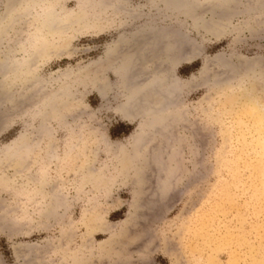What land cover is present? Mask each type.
Here are the masks:
<instances>
[{
  "label": "rangeland",
  "instance_id": "obj_1",
  "mask_svg": "<svg viewBox=\"0 0 264 264\" xmlns=\"http://www.w3.org/2000/svg\"><path fill=\"white\" fill-rule=\"evenodd\" d=\"M180 2L0 0V264H264V0Z\"/></svg>",
  "mask_w": 264,
  "mask_h": 264
},
{
  "label": "bare ground",
  "instance_id": "obj_2",
  "mask_svg": "<svg viewBox=\"0 0 264 264\" xmlns=\"http://www.w3.org/2000/svg\"><path fill=\"white\" fill-rule=\"evenodd\" d=\"M166 1V0H165ZM178 2H180V0H177ZM222 1V0H221ZM228 1V0H227ZM175 2H176V0H175ZM181 3V2H180ZM179 4V3H178ZM223 5V4H222ZM227 6V5H226ZM135 41V40H134ZM133 41V42H134ZM138 41V40H137ZM171 41V40H170ZM129 44V43H128ZM168 44V43H167ZM125 45V44H124ZM131 45V44H130ZM169 45V44H168ZM174 45V44H173ZM173 45H171L170 47H168V49L170 50V51H172L173 50V48H172V46ZM126 46V45H125ZM129 46V45H128ZM130 48V47H129ZM167 49V50H168ZM149 50V49H148ZM155 51V50H154ZM119 52V51H118ZM117 52V53H118ZM140 52V51H139ZM144 52V51H143ZM159 52V51H158ZM165 52V51H164ZM133 54V53H132ZM113 55V54H112ZM126 55V54H125ZM125 55H123V56H125ZM130 54H128L127 55V57L129 56ZM114 56V55H113ZM121 56V55H120ZM123 56H121V57H123ZM135 56V55H134ZM141 56V55H140ZM115 57V56H114ZM126 57V58H127ZM132 57H133V55H132ZM171 58L170 59H172V61H173V58L174 57H172V56H170ZM125 58V57H124ZM126 58L125 59H121L122 61L124 60V65H123V72H118V70H117V67H114L113 69H114V73L117 75V77L120 79V80H125L126 79V77L127 76H125V75H127V72H129L128 70H127V67H128V63L132 60L131 58H129V60H128V58H127V60H126ZM134 58V57H133ZM135 59V58H134ZM139 60V59H138ZM129 61V62H128ZM171 61V62H172ZM128 62V63H127ZM133 62V61H132ZM136 63V62H135ZM173 63V62H172ZM116 64V63H115ZM131 64V63H130ZM129 64V65H130ZM4 65V64H3ZM139 65V64H138ZM137 66V65H136ZM132 67H134V66H132ZM125 68V69H124ZM130 68H131V66H130ZM145 68V67H144ZM143 68V69H144ZM139 70H140V68H138ZM125 70H127V72H125L124 73V71ZM133 70V69H132ZM168 70V69H167ZM141 71V70H140ZM155 71L156 70H154L153 72L155 73ZM132 72V71H131ZM131 72H129V73H131ZM163 74V73H162ZM161 74V75H162ZM170 74V73H169ZM0 75H1V73H0ZM145 75V74H144ZM168 75V74H167ZM158 76H160V75H158ZM163 76V79H165V78H167V77H165L164 78V74L162 75ZM136 77H138V76H136ZM140 77V76H139ZM144 77H146V76H144ZM151 76L149 75V78H150ZM173 77V76H172ZM147 78V77H146ZM171 77H169L168 79H170ZM135 79V78H134ZM161 79V78H160ZM172 79V78H171ZM136 80V79H135ZM134 80V81H135ZM141 80V79H140ZM139 80V81H140ZM147 80V79H146ZM162 80V79H161ZM173 81L175 80V79H172ZM133 81V80H132ZM159 80L157 79V77H156V75L153 77V74H152V78L149 80V81H147V82H142V83H140L141 85H139V86H136V84H135V88H133L132 89V91L131 92H129V93H127L125 90L123 91L122 90V94H131V96H128L127 98H129L130 97V99H126V101H127V103H129V104H131V102H130V100H133L134 98H136L137 96H135L134 94H140V95H138V97L140 96V99H138V101H140V103H141V105L143 104V103H145V101H143L142 100V98H141V95H147V94H150V90H151V92H153V91H155L156 92V94H157V86H159V83L160 82H158ZM172 81V84L173 83H175V82H173ZM136 82V81H135ZM163 82H165V81H163ZM126 83V82H125ZM167 83V82H166ZM162 85H163V83H162ZM171 86V88L174 86H172V85H170ZM168 87H169V83H168ZM167 86L164 88V87H162V89H160V88H158V90L160 91V92H164V94H168V93H173L174 92V90H175V88L173 89V92L171 91L172 89L171 88H168ZM126 88V87H125ZM177 88V87H176ZM153 89V90H152ZM171 89V90H170ZM154 92V93H155ZM98 94H105L104 92H98ZM160 94V93H159ZM162 94V93H161ZM133 95H134V97H133ZM144 96V97H147V96ZM131 98H133V99H131ZM149 98V97H148ZM152 98V97H151ZM144 99V98H143ZM134 100H137V98L136 99H134ZM132 101V103H134L135 101ZM145 100V99H144ZM149 100H147V102H148ZM153 102V101H152ZM136 103V102H135ZM149 103V102H148ZM156 103V102H155ZM161 103V102H160ZM137 104V103H136ZM146 104V103H145ZM158 104H159V102H158ZM167 104H169L168 102H167ZM135 105V104H134ZM147 105V104H146ZM145 105V106H146ZM152 105V104H151ZM150 105V106H151ZM154 105V104H153ZM164 105H165V103H164ZM252 105L255 107V103L253 104L252 103ZM127 106V105H126ZM131 106V105H130ZM133 106V105H132ZM140 106V105H139ZM143 106V105H142ZM141 106V107H142ZM156 106H158V105H156ZM155 106V107H156ZM162 106V105H161ZM128 107V109L126 110H123V112L120 114L121 115V117L123 118V119H130V117H132L131 116V114H130V108H129V106H127ZM141 107H137V108H141ZM147 107V106H146ZM163 107V106H162ZM145 108V107H144ZM152 108V107H151ZM154 108V107H153ZM153 108L151 109L152 111H153ZM256 108H258V107H256ZM142 109V108H141ZM147 109V108H146ZM148 109H149V106H148ZM156 108H154V110H155ZM165 109V108H164ZM159 110V109H158ZM160 110H162V108H160ZM140 112H143V111H146V110H139ZM132 112V114H134V112L133 111H131ZM147 112V111H146ZM160 112V111H159ZM136 114V113H135ZM143 114V113H142ZM144 114H145V112H144ZM143 114V115H144ZM160 115V114H159ZM163 123V122H162ZM161 124V123H160ZM155 125V124H154ZM140 145V144H139ZM147 145V144H146ZM149 145H151V144H149ZM140 147H141V145H140ZM142 147H143V145H142ZM141 147V148H142ZM146 147V146H145ZM142 151H144V150H142ZM150 152V151H149ZM146 154V153H145ZM151 154H153L152 152H151Z\"/></svg>",
  "mask_w": 264,
  "mask_h": 264
}]
</instances>
